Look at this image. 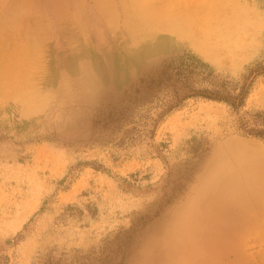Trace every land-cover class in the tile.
I'll return each instance as SVG.
<instances>
[{"label":"rangeland","instance_id":"rangeland-1","mask_svg":"<svg viewBox=\"0 0 264 264\" xmlns=\"http://www.w3.org/2000/svg\"><path fill=\"white\" fill-rule=\"evenodd\" d=\"M44 2L52 50L0 74V264H206L191 244L199 175L227 140L264 151V0H158L168 51L128 78L91 12L103 83L93 111L19 97L44 74L60 89L54 75L74 74L60 0Z\"/></svg>","mask_w":264,"mask_h":264},{"label":"bare ground","instance_id":"bare-ground-1","mask_svg":"<svg viewBox=\"0 0 264 264\" xmlns=\"http://www.w3.org/2000/svg\"><path fill=\"white\" fill-rule=\"evenodd\" d=\"M44 1L0 0V41L6 35L12 36L11 42L0 46V65L3 64L0 74L12 75L19 61L27 57L37 65L52 50L53 30L44 18ZM165 9L158 0H60L55 15L74 74L54 75L57 84L65 85L66 89L58 88L53 78L44 74L43 89L29 83L25 88L29 87L32 94L27 96L24 90L19 97L23 98V94L29 102L41 99L45 92L52 99L59 95L58 101H73L83 110L93 111L103 83L101 60L87 35L91 31L90 13L107 28L120 58L121 73L128 78L136 71L150 69L154 63L160 65L158 61L168 51L169 40L159 36L172 26L171 21L167 26L163 21L164 16L172 18ZM199 10H195V16ZM178 21L183 30L192 20ZM149 38L151 42H146ZM8 49L11 51L4 53ZM43 63L47 65V60L43 59ZM48 70L51 77L57 71L51 59ZM2 84L5 87L7 82L1 80ZM212 157L206 172L196 182L200 190L193 202L195 219L191 217L190 226L198 230L193 234L199 235L191 244L200 246L206 264H254L256 256L262 262L261 250L255 255L251 249L255 247L253 244L264 246V151L230 139Z\"/></svg>","mask_w":264,"mask_h":264}]
</instances>
